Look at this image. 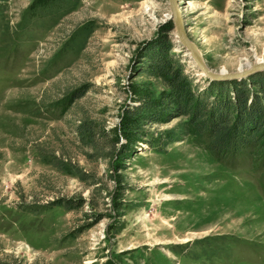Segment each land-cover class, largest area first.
Listing matches in <instances>:
<instances>
[{
	"label": "rangeland",
	"instance_id": "1",
	"mask_svg": "<svg viewBox=\"0 0 264 264\" xmlns=\"http://www.w3.org/2000/svg\"><path fill=\"white\" fill-rule=\"evenodd\" d=\"M178 8L213 72L264 63V0ZM158 59L180 64L211 101L264 76H206L177 38L169 0L0 1V264H264L263 146L214 154L168 103L150 69ZM82 118L103 131L105 158L85 155ZM39 148L71 158L84 178ZM57 200L65 205L47 206Z\"/></svg>",
	"mask_w": 264,
	"mask_h": 264
},
{
	"label": "trees",
	"instance_id": "2",
	"mask_svg": "<svg viewBox=\"0 0 264 264\" xmlns=\"http://www.w3.org/2000/svg\"><path fill=\"white\" fill-rule=\"evenodd\" d=\"M1 1V0H0ZM158 59L155 66H151L152 73L164 80L170 87L167 98L175 102L177 110L181 114H188L194 120L196 131L208 137L209 149L217 155L236 152L248 144L263 146L264 149V76H257L250 81L249 92H245L244 85H234L232 99H228L230 92L221 93L224 100L211 101L208 97H196L192 86V78L184 73L183 67L177 63H170ZM149 68H146L147 71ZM254 82V83H253ZM227 88V86H225ZM72 94V92H71ZM77 98L81 93L73 94ZM251 95V97H250ZM220 98V94L218 95ZM251 98V99H249ZM250 100V101H249ZM169 106V105H168ZM93 121L82 118L76 126V134L84 147L90 152H84L88 158H105L101 152L102 147L98 145L97 134L103 133ZM260 144V145H259ZM40 159L53 168L70 173L79 178H84L83 171L71 160L57 155L54 152L48 153L39 148ZM60 201V202H59ZM63 200L50 202L65 205ZM28 205V204H27ZM24 205L29 211H36V204ZM23 206V205H22Z\"/></svg>",
	"mask_w": 264,
	"mask_h": 264
},
{
	"label": "water",
	"instance_id": "3",
	"mask_svg": "<svg viewBox=\"0 0 264 264\" xmlns=\"http://www.w3.org/2000/svg\"><path fill=\"white\" fill-rule=\"evenodd\" d=\"M169 6L171 9V19L173 20L176 35L181 43L188 52H190V56L198 68L208 77L212 79H223V80H231V79H239L242 76L250 74L251 72L257 70H264V63L256 64L251 66L250 68L240 70L239 72L234 73H215L208 68L205 64L204 60L201 57V54L198 52L196 46L188 39L185 26L183 22L182 13L178 8V0H169Z\"/></svg>",
	"mask_w": 264,
	"mask_h": 264
},
{
	"label": "bare ground",
	"instance_id": "4",
	"mask_svg": "<svg viewBox=\"0 0 264 264\" xmlns=\"http://www.w3.org/2000/svg\"><path fill=\"white\" fill-rule=\"evenodd\" d=\"M179 10L181 11V8Z\"/></svg>",
	"mask_w": 264,
	"mask_h": 264
}]
</instances>
